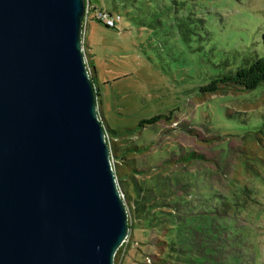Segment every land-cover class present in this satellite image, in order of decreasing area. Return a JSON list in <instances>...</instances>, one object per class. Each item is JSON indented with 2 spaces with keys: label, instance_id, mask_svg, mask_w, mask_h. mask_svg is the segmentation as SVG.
<instances>
[{
  "label": "rangeland",
  "instance_id": "rangeland-1",
  "mask_svg": "<svg viewBox=\"0 0 264 264\" xmlns=\"http://www.w3.org/2000/svg\"><path fill=\"white\" fill-rule=\"evenodd\" d=\"M178 1L183 6L170 11L150 9L153 0L120 9L118 28L88 11L85 51L107 128L167 115L112 138L116 153L144 147L128 154L134 176L121 183L133 228L119 264H264V166L258 173L245 160L260 155L264 163L255 138L264 132V84L201 92L263 55L264 0ZM190 152L203 158L180 160ZM137 188L149 207L145 219L135 210Z\"/></svg>",
  "mask_w": 264,
  "mask_h": 264
},
{
  "label": "water",
  "instance_id": "water-1",
  "mask_svg": "<svg viewBox=\"0 0 264 264\" xmlns=\"http://www.w3.org/2000/svg\"><path fill=\"white\" fill-rule=\"evenodd\" d=\"M87 0H0V264H115L130 212L84 52Z\"/></svg>",
  "mask_w": 264,
  "mask_h": 264
},
{
  "label": "trees",
  "instance_id": "trees-1",
  "mask_svg": "<svg viewBox=\"0 0 264 264\" xmlns=\"http://www.w3.org/2000/svg\"><path fill=\"white\" fill-rule=\"evenodd\" d=\"M87 1L90 5V7H89L90 11H94V13H95V11L97 13L106 12L111 17L120 16L122 19V16L119 13L120 9L128 11L131 9H135L138 6H142L145 2H150L152 0H87ZM182 4L183 3H180L178 0H170V1L169 0H153V3L149 6H150V9L151 8L155 9V8H158L160 5L161 7H164L168 11H170L174 7H175V9H180L181 6H183ZM107 7L109 8V10ZM95 18L98 19L97 17H95ZM98 20L108 28H118L119 23H120V22H117V26L110 27L106 23L102 22L100 19H98ZM85 39L86 38L84 37V48L86 47ZM262 45H263V49H264V32L262 34ZM86 55H87V53H86ZM88 65L90 68L91 77L93 79L95 88L97 90V95L99 96L98 105H99V110H100L102 100H101L100 88H99L98 84L96 83V73H97L96 67H95L94 63L91 62L89 59H88ZM262 84H264V53L262 56L257 57L256 59H253V61L251 63L243 64V65L237 67L234 71H230V72H227L225 74L216 76L215 78H213L211 80V82L209 84L201 87V92L208 93V94L225 93V92L233 91V90L238 91V92H247V91H252V90L257 89ZM99 113H100V111H99ZM100 116L102 117L101 113H100ZM166 117H167V115H163V114L156 115V116L148 118V119H142L137 125H135L133 127H126V128L120 129V130L108 129L107 126L105 125L104 120H103L104 125H105L106 130H107V136H108V140H109L110 146H111V153H112V157L114 159V168H115L116 176H117V179L119 181L120 186H121V183L124 181V178H128V177L130 178L131 176L132 177L134 176L132 174L133 170L130 171L131 162H129L128 154H130V153L135 154L137 152L143 153L144 147H139L138 145L133 144L132 146H128V147L124 148L121 151V153H116L117 150L116 149H115V151L113 150L114 145L112 144V138H118V140H119L120 138H128L130 136H134L135 133L137 131L141 130L143 127H145L147 125H151V124H156L159 121H161V119L166 118ZM255 138L257 139V141L259 143L260 142L264 143V132L263 131L257 132ZM251 156H245L246 163L251 167L253 165H255L254 168L256 169V172L259 173L258 169L263 168L262 166H264L263 160L261 159V157H259L260 155H258L257 158H252ZM115 157H116V159H119L120 162L122 161L121 166H120L119 162L115 161ZM201 158H203L202 155H199L195 152H190L188 154L183 155L180 158V160L184 161V162H189L191 160H196V159H201ZM248 160H252L255 163L254 162L251 163ZM121 167H125V169L128 170L127 175H126V171H124V168H121ZM137 189H138V198L135 201V206H136L135 210L137 211V213H139L141 218L145 219L149 216L148 215L146 217L147 213L149 212L148 211L149 207L146 204H144V198H142L139 194L140 189L139 188H137ZM244 191H246V190H244ZM128 209L130 212V235L129 236L131 238L132 228H133L132 209H131V207H128ZM123 247H124V245L117 252V255L115 257V264H119V262H120Z\"/></svg>",
  "mask_w": 264,
  "mask_h": 264
},
{
  "label": "built area",
  "instance_id": "built-area-1",
  "mask_svg": "<svg viewBox=\"0 0 264 264\" xmlns=\"http://www.w3.org/2000/svg\"><path fill=\"white\" fill-rule=\"evenodd\" d=\"M90 7V6H89ZM89 7H88V11L90 12L89 10ZM87 11V16H86V19H85V26L87 24V19H88V14L89 12ZM95 17H97L98 19H100L102 22L106 23L108 26L110 27H115L117 26V22H120L121 20V17L120 16H116V17H111L109 14H107L106 12H99L97 13L95 11ZM84 37H85V32H84ZM83 44H84V39H83ZM84 52H85V48H84ZM85 55H86V52H85ZM86 60L88 62V59H87V55H86ZM89 66V65H88ZM129 238L130 236L127 238L126 243H128L129 241Z\"/></svg>",
  "mask_w": 264,
  "mask_h": 264
}]
</instances>
